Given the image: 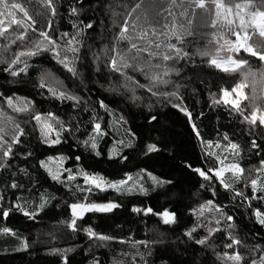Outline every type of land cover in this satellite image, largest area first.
Returning a JSON list of instances; mask_svg holds the SVG:
<instances>
[{
    "label": "trees",
    "instance_id": "1",
    "mask_svg": "<svg viewBox=\"0 0 264 264\" xmlns=\"http://www.w3.org/2000/svg\"><path fill=\"white\" fill-rule=\"evenodd\" d=\"M224 1L231 7L246 2V0ZM16 2H20L28 8L30 15L36 21L37 28L46 26L48 14L38 3V0H16ZM71 2L72 0H57L59 13L54 21V26L58 32H72L68 14V5ZM137 2L138 0H88V3L85 4L87 11L81 15L80 19L85 23L94 20L95 24L94 29L84 37V48L79 64L83 82L80 80L74 82L71 75L66 73L52 58L51 53L22 58L28 67L24 73H20L15 78L4 73L2 69L6 65L0 64V109H3L6 116H11L16 123H20L26 133L22 138L23 143L15 148L19 155L9 161L11 168L7 172L0 170V181H4L10 177L13 171L18 172L21 168L27 169L29 173L28 176L19 174L17 177L18 182L24 186L22 189L5 190L0 184V194L6 196V202L15 201L18 196H23L26 200L35 197L39 202V194L45 190L50 196H55V199L40 212L36 219L29 220L20 212L11 213L6 220L0 218V227H9L16 233V236L0 234V264H62L61 254L53 253L52 249H71L66 253L68 264H92L94 260L99 264H112L114 259L122 260L123 264H133V262L134 264H145V262L146 264H221L215 253L229 251L224 249L220 243V240L226 239V236H218L212 247H202L184 235L198 221L203 224L212 221V225H214L211 212L205 211L204 216L198 217L192 211V209H196L198 212L199 204L208 199H213L215 203L225 206L228 214L234 217L235 233L243 242L237 250L244 255L245 260H248L249 249L253 245L258 248L264 247V227L256 223L251 216L249 202L242 203L239 198L232 200L233 194L220 188L216 183L212 185L216 191V195L213 196L210 191L200 187V184L203 183L201 178L186 167V164H191L192 167L211 166L215 157L205 155L209 151L208 145H201L184 114L138 88L135 94L141 98L133 101L131 92L120 86L122 80L119 75L110 74L104 67L107 58L113 55L110 50L114 37L119 34V25L123 24L127 12ZM89 3L91 7H89ZM251 3L261 6V0H251ZM170 4L171 0H143L141 8L136 10L133 18L139 16V25L148 30L149 38L153 40L155 37L151 36V28L155 27L158 32H164L163 25L171 24L173 16L176 17L175 23L178 27L183 25L185 29L192 32V35L185 37V41L186 50L194 55L195 65L188 60L181 61L176 65L182 69V77H190L191 82L178 78L174 74L169 79L179 80L181 84L187 85L181 90L184 104L192 112L194 123L202 137L215 144L222 134L227 133L233 142L241 145V156L237 157L236 161L245 169V177H249L248 170L252 169L250 178H255L259 175L255 169L264 159V131H258L255 137L262 148L250 150L249 141L253 137L249 135L247 123H241L243 116L230 115V106H223L222 102L220 107H211L209 93H218L221 86L230 89L237 82L244 83L246 85L243 88L245 94H258L256 97L250 95V99L252 97L254 100L253 103H250V99L241 103V107L245 109L247 115L251 112L253 105L264 109V80L261 79L258 71L254 83L252 76L242 79L240 70L223 73L207 65V60L216 55V47L223 43L222 40H219L221 22L218 21L215 27L212 26L215 7L208 8L207 0L206 9L195 8L194 15L189 9L187 16L180 15L184 9L189 8L187 0H183V2L176 0V4L171 7ZM17 18L21 19L22 14L18 13ZM188 19L192 20L190 25L187 22ZM17 34L18 32L13 33L10 29L6 34L7 38L0 37V46L8 44L9 40H15ZM128 34L136 35L131 28ZM213 34L216 35V39L213 38ZM224 35L234 39L226 32ZM36 38V34L29 29L23 44H20L19 41L16 44H9L7 52L0 47V55L10 61L14 58L18 45L19 50L30 48L31 42ZM260 39L256 33L252 32L251 42H258ZM135 42L144 43L139 40ZM129 47L127 41L118 43V48L125 52ZM101 49H105V51L102 52ZM198 49L207 50L210 55L207 57L196 55ZM93 53L100 55L99 72L95 71L97 65L92 64ZM131 55H135V52L133 51ZM220 56L226 58L227 53L221 51ZM142 57L141 63H147V53H143ZM155 62L163 63L162 61ZM168 63L171 66V62ZM250 64L253 70H258L260 67L255 62V58L250 60ZM19 66L23 67L24 65ZM243 70L247 72L248 66H244ZM42 71L52 73V77L49 79L54 78L62 81L69 91L83 97L80 110H74L70 101L61 103L47 98V93L39 88L38 76ZM129 74L135 75L141 83H146L143 76ZM201 80L205 81V84H201ZM193 87L197 89L196 94L192 92ZM113 88L116 90H112ZM160 90L171 91L172 87L160 86ZM7 96H13L16 106H23L30 100L33 102L35 110L42 113L52 111L66 123L74 115L80 123V132L77 135L81 139L84 138L86 130H90L88 121L92 115L91 111L83 110L84 104L87 103L91 109L97 99H103L112 110V115H108L103 109L98 107L96 109L98 116L103 118L102 126L107 127L109 132L108 136L99 141L103 155L96 158L89 152H85L77 146L71 136L65 143L54 148L42 144L36 122L31 120V115L34 112L30 109L29 113H15L3 102L2 97ZM17 97L24 99L18 100ZM121 116L126 123L120 122ZM151 116H155L156 119L151 120ZM24 121H29V123H24ZM75 122L73 121V123ZM5 126L11 135L12 126L8 125L7 120H5ZM129 129L135 134V147L123 149L124 154L128 157L127 161L120 163L118 159L109 160L107 158L108 148L114 146L119 148L120 146L115 144L117 140L123 139L127 143V130ZM150 143L156 144L159 151L146 154V145ZM221 143L226 144L227 142L221 141ZM27 152H31L32 156L25 158ZM60 154L69 157L65 162L66 167L74 168L77 163L74 159L75 156H81L82 159L78 163L89 171L101 173L108 179H121L124 172H130L133 178L141 176L140 182L147 190L148 195H141L138 191L125 195L112 190L96 192L92 196L96 202L112 200L122 206L107 214L86 213L82 220L77 221L78 230L72 231L67 228V222L71 219V212L67 205L75 202L73 196L67 194V188L52 181L38 165L39 159L47 155ZM140 169H145L146 172L141 174ZM149 172L159 180L171 181V183H165L162 186L155 185L147 175ZM76 183L82 184L83 181L79 178ZM33 187L36 189L35 192H33ZM236 187L242 188L243 182L237 184ZM244 191L247 195H251L250 186L244 188ZM250 203L253 207L264 208V201L251 200ZM133 205L150 206L154 212L168 209L177 214V221L165 225L158 216L131 212ZM224 226L222 221L221 229ZM83 227H92L94 231L113 236L115 239L97 241L93 238L89 240L82 230ZM193 235L196 238L204 235L203 227L198 228ZM21 239L27 241L28 248L16 251L20 247ZM121 240L126 243L121 244ZM132 241H147L148 246L137 244L133 247ZM125 253L126 255H124ZM142 256L143 259H141ZM256 259L258 260V256Z\"/></svg>",
    "mask_w": 264,
    "mask_h": 264
},
{
    "label": "snow or ice",
    "instance_id": "2",
    "mask_svg": "<svg viewBox=\"0 0 264 264\" xmlns=\"http://www.w3.org/2000/svg\"><path fill=\"white\" fill-rule=\"evenodd\" d=\"M183 2V0H182ZM38 3L44 8L48 14L47 24L44 27L37 28L35 19L30 15L28 8L16 0H0V37L7 38L9 30L13 33H17L15 40H9L8 44H4L0 47L3 51H8L9 44H16L17 41L20 44L26 40V33L31 32L36 34L37 38L31 42L30 48H23V50L15 51L14 58L8 61L0 55V64L6 66L2 69L4 73H7L11 77L15 78L20 73H24L28 67L25 60L22 58H31L43 53H51L52 58L56 61L62 69L71 75L73 81L80 80L83 82V77L80 72V61L82 58V49L84 48V37L94 29V20H89L87 23L80 19L81 15L87 11L85 4L88 0H72L68 5L69 20L71 23L72 32L67 31L58 32V29L54 26V21L59 13V7L57 0H38ZM143 0H138L131 9L127 12V16L122 25H119V34L114 37V42L111 48L113 55L107 58L104 63V67L110 74H118L122 80L120 84L126 90L131 92V99L133 101L139 100L141 97L137 96L136 90L141 89L146 93H149L151 97L157 98L158 101L170 105L172 108L177 109L188 119L192 125L193 132L196 134L197 139L201 145H208L209 148L213 146V141L205 140L197 125L194 123V117L192 112L185 106L184 97L181 90L186 87V84H181L179 80L173 81L169 79L173 74L181 79L191 82L190 77H182V69L177 67L181 61H191L195 65L194 55L186 50L185 37L192 35V32L185 29L183 25L179 27L175 23L176 17L173 16L171 24L165 23L163 25L165 31L158 32L155 27L151 28V36L155 37V40L149 38V32L147 29L142 28L139 25V16L133 18L137 9L141 8ZM189 8L184 9L180 13L181 16H187L189 9L195 14V8L206 9V0H187ZM176 4V0H171L170 7ZM62 6V5H60ZM194 6V7H193ZM207 6L215 7V18L212 20V26L215 27L217 22L220 21L219 40L223 43H217L218 47L215 49L216 55L211 56L207 60V65L214 67L223 73L235 72L240 70L242 79H246L247 76H252L254 81L257 75V71L262 80H264V0H261V6H256L251 3V0H246L243 4H236V11L233 12L232 7L226 6L223 0H207ZM89 7L91 4L89 3ZM255 9V10H250ZM22 14V18L18 19L17 14ZM171 14V13H169ZM74 18V19H73ZM129 18H132L131 20ZM188 24L192 23L191 19H188ZM238 22L239 27H236ZM12 26H16L13 28ZM132 29L136 33L135 36L128 34L129 29ZM22 29V30H21ZM251 29L254 33H258L261 38L258 42L252 41L249 33ZM234 37V39L228 38L224 33ZM58 33V34H57ZM163 37V38H161ZM213 38L216 39V35L213 34ZM144 41L143 44H138L135 41ZM120 41H127L130 45L127 52L118 48ZM174 41V42H173ZM105 51V49H101ZM135 55H131L132 52ZM221 51L227 53L226 59L220 56ZM147 53V63H141L142 54ZM201 57H207L210 53L207 50H197L195 53ZM255 58L260 67L258 70H253L250 64V60ZM155 61H162L155 62ZM100 55L93 53L92 64L97 65L95 71L99 72ZM168 62H171V66ZM23 64V67L19 65ZM15 66V67H14ZM244 66H248L247 72H245ZM139 74L144 77L146 83H141L136 79L135 75ZM52 77V73L48 71H42L38 76L39 88L47 93V98L60 101L72 102L71 107L74 110H80L83 97L73 91H69L62 81L56 79H49ZM201 84H205V81L201 80ZM160 86H171L172 90H160ZM209 86V85H206ZM246 87L244 83L237 82L230 89L221 86L219 92H210V106H230V115L239 114L243 116L241 123H247L249 128V135L253 137L249 141V149H261L262 145L258 144L256 135L258 131H264V109L259 108L256 105L252 106V110L249 114H245V109L241 107V101L248 99L246 97L243 88ZM112 90H116L113 88ZM255 91V89H253ZM194 94L197 93L195 87L192 88ZM234 94V95H233ZM15 96V94H13ZM13 96L2 97L3 102L8 108L12 109L15 113H29L30 109L34 112L31 115V120L36 122L38 127L41 143L47 145L49 148H54L57 145H61L67 141V138L71 136L76 142L79 148H82L85 152H89L96 158L103 155V150L99 147V141L103 140L109 135L107 127L102 126V117L97 114V107L103 109L108 115H112V110L104 102L103 99H97L91 109L84 104L83 110L85 112L91 111L92 115L89 117L88 123L90 124V130H86L84 138L81 139L77 135L80 132V123L78 118L74 115L69 122L63 121L54 112L48 111L42 113L34 109L33 102L28 101L23 106H16L13 101ZM16 99L22 100L24 98L17 97ZM222 102V105H221ZM151 107V105H149ZM202 115V113H201ZM151 120H155V116L150 117ZM5 120L8 125L12 126V133L9 135ZM120 122L126 123L124 118H119ZM73 121H76L73 123ZM29 123V121H24ZM26 135L24 128L20 123H16L11 116H6L3 109H0V170L7 172L11 168L10 160L15 158L19 153L15 151V148L23 143V137ZM219 135V134H218ZM7 137V138H6ZM128 142L125 143L123 139L117 140L116 145L119 148L110 147L107 150V158L109 160H116L120 163L127 161L128 157L124 154L123 149H132L135 147L134 140L135 134L129 129L127 130ZM221 141L227 142L223 145L224 150L229 152L221 158V156L215 152L208 151L206 156H215V161L211 166L207 167H192L191 164H186V167L191 169L193 173L198 175L203 183L200 184L201 188L210 191L213 196L216 195L215 189L212 187L214 183L224 189L227 192H231L232 200L239 198L241 202H249L248 207L251 212V216L255 219L261 227H264V208L253 207L250 203L251 200L264 201V159L259 163V166L255 169L258 176L250 178L252 169H249V177H245V169L241 167L240 163L236 161L237 157L241 156V145L237 142H233L227 133L222 134V137L215 142L216 148H221ZM159 148L156 144L146 145V154L158 152ZM32 153L27 152L25 158L31 157ZM232 158L233 162L225 163L226 160ZM69 159L64 154L60 155H47L46 157L39 159V168L43 169L47 176L57 184H61L68 189V195L73 196L74 201L67 205L71 212V219L67 222V228L72 231L78 230V220H82L86 213H111L116 209H119L122 205L116 201L109 200L107 202H96L92 199V196L96 192H105L108 190L115 191L121 195L131 194L134 191H138L141 195H148L147 190L143 185L138 187L135 183L130 184L133 181V175L130 172H124L121 179H108L99 172L89 171L85 166L78 163L81 161V156H75L74 168H68L65 166V162ZM54 164L55 167L51 165ZM140 173H145V169H140ZM226 173H230V176H226ZM23 174L28 176L27 169H19L13 171L10 177H7L4 181H0L5 190H20L24 186L18 182V175ZM66 174V175H65ZM149 179H151L155 185H163L165 183L170 184L171 181L159 180L153 176L152 173H147ZM81 178L83 183H75L77 178ZM243 182L242 188H237L236 185ZM251 188V195H247L244 188ZM36 189L33 187V192ZM79 195H74V194ZM55 196H50L47 190L40 192L39 202L33 197L31 200L24 199L23 196L16 197L15 201L6 202V196L0 194V218L7 219L13 212H20L24 217L29 220L36 219L40 212H42ZM193 213L198 217L204 216L205 211L212 213V220L215 222L212 225V221L208 224H203L198 221L192 229L186 231L184 235L189 240H194L195 244L202 247H212V244L217 241L218 236H226V239H221L220 243L224 249L222 253L216 252L217 259L221 264H264V247H257L253 245L249 249L248 260L244 259V255L238 251L243 242L238 238L235 233L236 222L234 217L228 214L225 206L217 204L213 199H208L204 203L199 204V210L192 209ZM133 213H143L144 215H155L162 219L165 225L173 224L177 221V214L175 212L164 209L162 212H154L152 207H138L133 205L131 208ZM218 217V218H217ZM224 222V228L221 229V222ZM203 227L204 235L196 238L193 234L197 232L198 228ZM83 232L87 235L89 240L95 238L97 241H110L115 237L105 235L94 231L92 227H83ZM0 234L16 236V233L9 227H0ZM215 234V235H214ZM121 244L126 241L121 240ZM132 246L137 244H143L148 246L147 241H132ZM28 243L26 240L21 239L20 247L16 251L27 250ZM214 250V249H213ZM71 249H52L53 253H60L62 258V264H68L66 253ZM215 251V250H214ZM255 255H252V254ZM126 255V253L124 254ZM258 256V260L256 257ZM143 259V256L141 257ZM92 264H99L98 261H93ZM112 264H123L122 260L114 259ZM134 264V262H133ZM146 264V262H145Z\"/></svg>",
    "mask_w": 264,
    "mask_h": 264
},
{
    "label": "rangeland",
    "instance_id": "3",
    "mask_svg": "<svg viewBox=\"0 0 264 264\" xmlns=\"http://www.w3.org/2000/svg\"><path fill=\"white\" fill-rule=\"evenodd\" d=\"M223 2L226 4V6L231 7L229 3L225 2L224 0H223ZM239 4H243V3H239ZM256 6L259 7V5H257V4H256ZM232 7H233L232 9H235V10H233V12H235V11H236L235 5H233ZM250 10H255V9H250ZM236 27H237V28L239 27L238 22L236 23ZM252 32H253V31H252L251 29H249L250 36H251ZM256 34L258 35V33H256ZM250 42H251V40H250ZM225 59H226V58H225ZM254 83H255V81H254ZM245 95H246V97H248V99H245V101L250 99V95L253 96V97L258 96V94H249V95L245 94ZM250 100H251L250 103H253V102H254V100H252V97H251ZM243 101H244V100H242L241 103H242ZM223 145H225V144H222V147H221V148H216V147H215V144H213V146H212L211 148L208 147V150H209V151H212V152H215V153H217V154H219V155L221 156V158L223 159L224 156L229 155V152H227V151L224 150ZM214 157H215V156H214ZM236 159H237V158H236ZM229 162H233L231 157L229 158V160H226V161H225V163H229ZM51 166H52V167H55L54 164H52ZM225 175H226V176H230L231 174H230V173H226ZM78 179H79V177L77 178V180H78ZM140 181H141V176H137V178L134 177L133 181H130L129 183H130V184L135 183V185L138 187L139 185H142ZM151 181H152V180H151ZM75 183H76V182H75ZM134 192H135V191H134Z\"/></svg>",
    "mask_w": 264,
    "mask_h": 264
}]
</instances>
